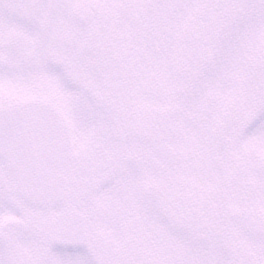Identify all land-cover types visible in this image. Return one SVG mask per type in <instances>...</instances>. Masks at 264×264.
Segmentation results:
<instances>
[{
	"label": "snow or ice",
	"instance_id": "6c2138e0",
	"mask_svg": "<svg viewBox=\"0 0 264 264\" xmlns=\"http://www.w3.org/2000/svg\"><path fill=\"white\" fill-rule=\"evenodd\" d=\"M0 264H264V0H0Z\"/></svg>",
	"mask_w": 264,
	"mask_h": 264
}]
</instances>
